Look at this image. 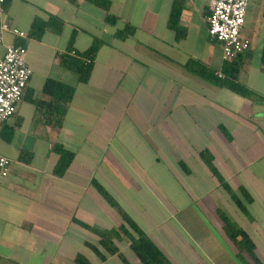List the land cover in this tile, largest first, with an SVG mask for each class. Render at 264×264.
<instances>
[{
	"label": "crops",
	"instance_id": "crops-1",
	"mask_svg": "<svg viewBox=\"0 0 264 264\" xmlns=\"http://www.w3.org/2000/svg\"><path fill=\"white\" fill-rule=\"evenodd\" d=\"M109 1L114 24L91 0L6 4L7 23L27 38L3 33L0 59L5 45L23 43L32 75L14 115L0 125V157L10 161L0 180V264H73L85 250L95 264H142L126 238L115 244L121 254L130 249L128 260H101L89 247L99 248V237L80 222L99 229L121 223L94 183L171 264H264V0L249 1L241 29L250 48L237 80L250 96L185 67L194 60L220 73L222 48L206 22L213 0H182V38L168 27L174 0ZM50 17L63 22L60 32L31 38L32 21ZM126 25L134 33L116 38ZM72 34L79 53L101 41L86 81L59 61ZM47 79L74 87L57 129ZM55 143L73 153L62 175L53 171ZM205 150L233 190L249 193V202L240 195L245 211L205 165ZM220 214L250 237L254 258L229 239Z\"/></svg>",
	"mask_w": 264,
	"mask_h": 264
},
{
	"label": "trees",
	"instance_id": "trees-1",
	"mask_svg": "<svg viewBox=\"0 0 264 264\" xmlns=\"http://www.w3.org/2000/svg\"><path fill=\"white\" fill-rule=\"evenodd\" d=\"M96 5L102 7L106 11L105 20L108 23L114 24L115 16L109 13L110 1L109 0H91ZM9 0H6L8 4ZM182 9V0H174L168 19V27L175 31L177 38H182L184 32H182L179 26V18ZM63 27V22L55 17H50L47 21L35 19L31 23L29 36L34 39H40L43 32L46 29H51L54 32H60ZM134 33V28L126 25L123 29L117 30L114 36L120 40H124L128 36ZM74 34L71 35L70 45L68 49L59 55V61L64 68L74 71L77 74L79 81H86L95 55L100 47L101 41L94 39L90 46L83 52H76L71 48V43ZM246 53V52H245ZM239 54L230 61H223L220 72L223 74V78L217 77L216 73L204 65L194 60H189L185 67L195 73L197 76L204 78L205 80L221 84L231 91L242 95L250 96V91L244 85L237 80V74L243 64L244 54ZM261 67L264 69V42L261 51ZM43 91L53 97L56 110L57 119L54 120V128L57 129L62 124V119L66 111L67 104L71 101L74 93V87L65 85L61 82L47 79L43 86ZM52 150L58 155V161L54 167V173L56 175H62L67 170L69 164L73 159V153L64 149L60 144H53ZM25 157H22L24 159ZM207 168L217 178L219 184L230 195L231 199L245 211L243 203L240 199L242 195L247 202L251 200V197L247 190L239 186L236 190H233L228 185L227 181L218 173L215 165L212 161V156L209 151L205 150L201 153ZM95 187L105 198L107 203L116 209L121 217V223L113 229H99L89 226L80 222L83 226L89 229L91 232L97 234L99 237V248L94 245H89L91 250L103 260L107 255H117L122 257L119 251L118 245L115 241H121L126 238L129 242V248L135 255V257L142 264H171L162 251L149 239V237L137 226V224L121 209L117 202H115L107 192L98 184L94 183ZM223 221V228L229 239H231L239 251L247 252L251 257L253 256V242L250 237L240 227H237L231 219L227 218L224 214H220ZM237 237H240L237 240ZM254 258V256H253ZM255 264H260L256 259H253ZM124 261V260H123ZM74 264H91L88 259L82 254L78 253L74 258Z\"/></svg>",
	"mask_w": 264,
	"mask_h": 264
},
{
	"label": "built area",
	"instance_id": "built-area-1",
	"mask_svg": "<svg viewBox=\"0 0 264 264\" xmlns=\"http://www.w3.org/2000/svg\"><path fill=\"white\" fill-rule=\"evenodd\" d=\"M250 0H213L206 17L209 38L221 45L223 61H230L247 52L250 42L241 36L246 8ZM6 0H0V41L5 32L15 38L26 39L27 34L9 26L5 19ZM23 43L5 45L0 59V125L15 113L23 98L32 70L25 59ZM219 78L223 74L216 73ZM10 161L0 157V180L9 174Z\"/></svg>",
	"mask_w": 264,
	"mask_h": 264
},
{
	"label": "rangeland",
	"instance_id": "rangeland-1",
	"mask_svg": "<svg viewBox=\"0 0 264 264\" xmlns=\"http://www.w3.org/2000/svg\"><path fill=\"white\" fill-rule=\"evenodd\" d=\"M241 34H242V36L243 35H246V33H245V28L241 31ZM230 188H234V187H232V186H230ZM214 194V193H213ZM216 194V193H215ZM202 203V202H201ZM202 205H203V203H202ZM205 205H206V203H205ZM219 205H223L222 203H219ZM221 208H224V206L222 207L221 206ZM226 210V209H225ZM131 252H130V249L129 248H126V249H123L122 250V257H120V258H126L127 260L128 259H131L132 258V255L130 254ZM164 254V253H163ZM83 255L88 259V261L91 263V264H95V261H94V259H95V256L92 254V252L90 251V250H85L84 251V253H83ZM74 264V263H73Z\"/></svg>",
	"mask_w": 264,
	"mask_h": 264
}]
</instances>
